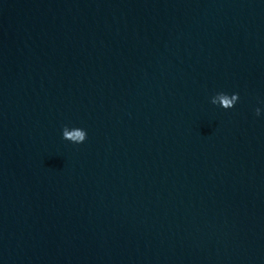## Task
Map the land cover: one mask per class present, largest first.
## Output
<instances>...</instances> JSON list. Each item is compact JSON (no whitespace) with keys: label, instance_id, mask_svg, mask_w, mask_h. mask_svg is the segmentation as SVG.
<instances>
[{"label":"water","instance_id":"obj_1","mask_svg":"<svg viewBox=\"0 0 264 264\" xmlns=\"http://www.w3.org/2000/svg\"><path fill=\"white\" fill-rule=\"evenodd\" d=\"M0 264H264V0H0Z\"/></svg>","mask_w":264,"mask_h":264},{"label":"clouds","instance_id":"obj_2","mask_svg":"<svg viewBox=\"0 0 264 264\" xmlns=\"http://www.w3.org/2000/svg\"><path fill=\"white\" fill-rule=\"evenodd\" d=\"M77 135L79 136L80 134L78 133Z\"/></svg>","mask_w":264,"mask_h":264}]
</instances>
